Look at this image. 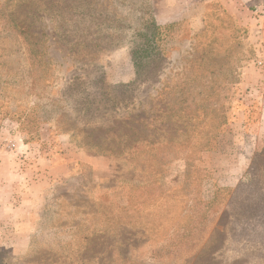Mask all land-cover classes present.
<instances>
[{
    "label": "rangeland",
    "instance_id": "1",
    "mask_svg": "<svg viewBox=\"0 0 264 264\" xmlns=\"http://www.w3.org/2000/svg\"><path fill=\"white\" fill-rule=\"evenodd\" d=\"M258 61L264 0H0V264H264Z\"/></svg>",
    "mask_w": 264,
    "mask_h": 264
},
{
    "label": "trees",
    "instance_id": "2",
    "mask_svg": "<svg viewBox=\"0 0 264 264\" xmlns=\"http://www.w3.org/2000/svg\"><path fill=\"white\" fill-rule=\"evenodd\" d=\"M138 17L139 27L136 29L135 33L130 39L129 54L130 61L134 72V78L132 83L138 85H145L147 80L150 78V74L159 67L160 62H162L163 52L165 51V44L168 40L176 37L177 31L175 30L176 23L172 24H158L153 16V13L150 14V10L143 12ZM15 30L25 37L26 32L24 27L20 23H14ZM69 89L73 93L74 98L80 97V100L91 102L88 90L85 88L81 78L71 81ZM128 87L126 84L121 86L119 90L120 100H125L129 98L126 95V90ZM75 93V95H74ZM122 96H127L123 99ZM132 98V97H131ZM129 98L128 100H131ZM119 100V99H118ZM120 102V101H117ZM81 103V102H80ZM132 105V103H130ZM117 105V103H115ZM91 108V106H89ZM99 145H95V149H99ZM115 150V147L106 149L109 152ZM205 209V207H203Z\"/></svg>",
    "mask_w": 264,
    "mask_h": 264
},
{
    "label": "built area",
    "instance_id": "3",
    "mask_svg": "<svg viewBox=\"0 0 264 264\" xmlns=\"http://www.w3.org/2000/svg\"><path fill=\"white\" fill-rule=\"evenodd\" d=\"M257 65H258L259 67H264V62H262V61H258V62H257Z\"/></svg>",
    "mask_w": 264,
    "mask_h": 264
}]
</instances>
